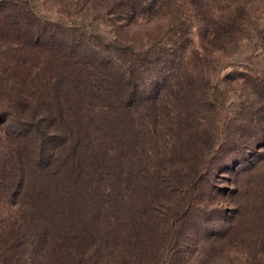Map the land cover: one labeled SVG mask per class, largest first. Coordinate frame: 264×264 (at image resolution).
<instances>
[{"label":"rangeland","instance_id":"obj_1","mask_svg":"<svg viewBox=\"0 0 264 264\" xmlns=\"http://www.w3.org/2000/svg\"><path fill=\"white\" fill-rule=\"evenodd\" d=\"M0 2L2 13L28 11L87 33L122 71L139 66L146 84L165 80L154 109L144 100L119 115L113 98V124L101 127L103 139L125 127L137 134L119 173L128 176L129 210L143 206L152 264H264V0ZM3 44L0 59H9ZM14 97L2 83L0 119ZM6 149L0 143V157ZM0 177L1 229L15 205L5 197L11 179Z\"/></svg>","mask_w":264,"mask_h":264},{"label":"trees","instance_id":"obj_2","mask_svg":"<svg viewBox=\"0 0 264 264\" xmlns=\"http://www.w3.org/2000/svg\"><path fill=\"white\" fill-rule=\"evenodd\" d=\"M3 7L0 44L10 56L0 59V85L15 97L0 119V176L11 179L5 197L15 208L0 229V264L154 263L143 206L129 210L128 176L119 173L137 134L125 127L103 139L101 127L113 124V98L119 115L144 100L154 109L165 80L142 82L139 66L122 71L109 47L61 20Z\"/></svg>","mask_w":264,"mask_h":264}]
</instances>
